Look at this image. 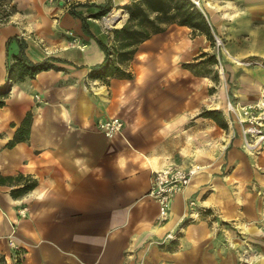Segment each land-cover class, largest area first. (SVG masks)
Listing matches in <instances>:
<instances>
[{"label":"crops","instance_id":"crops-1","mask_svg":"<svg viewBox=\"0 0 264 264\" xmlns=\"http://www.w3.org/2000/svg\"><path fill=\"white\" fill-rule=\"evenodd\" d=\"M132 1L12 0L16 12L0 25V86L9 85L0 174L38 183L19 197L14 180L0 184V255L8 264H264V148L246 150L227 111L229 101L264 99V0H198L224 40L219 56L207 35L166 23L118 75L113 64L98 68L117 43L100 17ZM20 55L49 68L9 80ZM205 110L220 111L225 127ZM28 113L29 137L10 147ZM113 116L124 127L108 137L97 124ZM193 164L201 170L159 222L153 172Z\"/></svg>","mask_w":264,"mask_h":264},{"label":"trees","instance_id":"trees-1","mask_svg":"<svg viewBox=\"0 0 264 264\" xmlns=\"http://www.w3.org/2000/svg\"><path fill=\"white\" fill-rule=\"evenodd\" d=\"M4 5H10V11L2 10L1 14L3 16L16 12V6L12 0H0V11ZM108 7L109 5H103L102 11L107 10ZM123 8L128 13V17L121 28L113 29L114 38L117 42L116 46L112 52L108 53L106 60L98 68H105L109 64H113L115 65V72L118 75H124L118 63L121 64L132 59L138 44L150 38L153 34L164 31L165 28L162 27V24L166 23L176 22L181 25H188L195 33L205 34L209 40L214 41L205 16L197 9L196 4L192 0H134L130 4L123 6ZM111 53L112 56H110ZM19 58L15 64L16 66L10 65L9 67V80L14 77L19 80L34 78L38 71L49 68L47 62H31L21 55ZM208 62H216V56L210 55ZM13 67H16V73H14ZM8 93L9 85L0 86V107L5 105V98ZM200 115L211 117L222 127L226 125L223 121L222 113L218 110H205ZM31 120L32 114L28 113L17 129L14 139L9 143L10 147L29 137ZM13 180L19 185L11 190V194L14 197H19L29 192L38 183L37 179L30 175L19 174L15 177H3L0 174V184ZM0 264H8L2 255H0Z\"/></svg>","mask_w":264,"mask_h":264},{"label":"built area","instance_id":"built-area-1","mask_svg":"<svg viewBox=\"0 0 264 264\" xmlns=\"http://www.w3.org/2000/svg\"><path fill=\"white\" fill-rule=\"evenodd\" d=\"M68 6H71L76 0H61ZM199 4V1H194ZM2 10L10 11V5H4L0 11V25L6 24L12 19L13 14L3 16ZM118 10L111 9L100 17V22L106 32H110L116 28L118 22L123 21V17H119L116 12ZM215 42L218 47L223 45L221 37L215 35ZM245 64H260L256 60H246ZM227 111L235 117L238 125L241 126V134L243 146L250 153L260 151L264 148V99L259 100L255 104H250L238 108L232 102L227 103ZM97 127L108 137L120 132L124 127V121L120 116H113L98 122ZM201 165L193 164L188 167L170 165L161 170L153 172L151 186L148 195L151 196L158 204L157 220L165 222L168 220L171 211L172 199L180 193H183L190 185L195 175L201 170ZM192 207L195 202H191ZM199 212L192 211L190 216L195 218ZM168 237L173 238L172 234ZM12 247L15 248L12 240ZM16 249V248H15ZM245 260L248 258V253L244 254Z\"/></svg>","mask_w":264,"mask_h":264},{"label":"rangeland","instance_id":"rangeland-1","mask_svg":"<svg viewBox=\"0 0 264 264\" xmlns=\"http://www.w3.org/2000/svg\"><path fill=\"white\" fill-rule=\"evenodd\" d=\"M213 34V33H212ZM215 35H218V34H215ZM215 35L213 34V38H214V41H213V43H214V45H215V49H216V53H217V55L219 56L220 54V52H223V49H224V40H223V38L221 37V36H219V37H221V39H222V41H223V45L222 46H220V47H218L217 45H216V42H215ZM207 59V58H206ZM202 67H205V68H207V66H202ZM10 243V242H9Z\"/></svg>","mask_w":264,"mask_h":264},{"label":"bare ground","instance_id":"bare-ground-1","mask_svg":"<svg viewBox=\"0 0 264 264\" xmlns=\"http://www.w3.org/2000/svg\"><path fill=\"white\" fill-rule=\"evenodd\" d=\"M116 12L119 14V17H123L124 16V14H123L124 10L123 9H120V10H118ZM120 23L121 22H118L116 26H120Z\"/></svg>","mask_w":264,"mask_h":264}]
</instances>
